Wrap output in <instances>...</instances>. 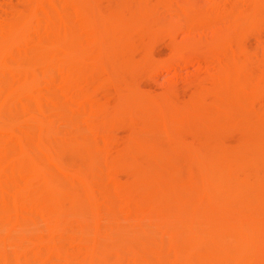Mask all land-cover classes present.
<instances>
[{
  "label": "bare ground",
  "instance_id": "bare-ground-1",
  "mask_svg": "<svg viewBox=\"0 0 264 264\" xmlns=\"http://www.w3.org/2000/svg\"><path fill=\"white\" fill-rule=\"evenodd\" d=\"M109 1L111 2L108 0V3ZM114 1L112 0L113 3H110L111 7L109 4L107 5L110 7H107L108 10L106 8V11H103L98 5L100 0L97 1V4L93 0H19L25 4L23 10L19 9L18 14L13 12L15 16L5 17L0 22V264H35L36 262L38 264H75L73 260L79 259V257H81L79 264H106L108 262H112L110 264H124V257L110 248L109 244L113 242L125 243L133 248L130 249V252L131 250L134 252H132L134 254L132 257L133 264H227L223 263L227 257L222 254L219 255L216 252L218 249L214 250V248L234 247L235 245L238 247L246 246L248 242H245V239H249L251 229H255L256 223L251 222L254 224L250 225V221L248 222L247 219L249 226H247V222L235 224V226L223 224L220 221L219 223L213 213H208V209L211 208L212 210L213 208L215 210L219 205L225 204L226 206V203H231L230 207L226 206L223 209L228 208L230 210L231 206L235 204L238 207L232 208L235 211L240 210V212L237 211L238 213L248 214L247 218L250 215H252L251 217L264 215V131L257 132L262 125L260 124V128L256 130L257 127L254 125L256 122L253 123L255 119H257L256 121L260 120L264 110H261L263 113L255 111L254 114L252 111L254 109L252 108L253 104L250 106L251 99L248 97L250 93L255 94L256 90L262 89L264 80L261 75L254 81L256 87L255 84L249 83L251 75L248 76V69H246L249 65V61H246V59L248 60L247 54L244 53L245 59L238 58V52H241L242 48L236 49L235 47L236 50L234 51L229 45L233 46L231 42H228L227 45V39L223 42L219 38L220 35L217 36L220 30H229L233 33L234 23L237 19L240 22V20L243 21L247 18V21H253L251 23L254 28L256 25L259 27V21L261 24L264 18L263 0H247L248 3L250 2V6L247 5L245 10L234 7L235 4L232 6V1V5L223 8L219 6V0H207L204 3L201 0L200 2L198 0H179L180 2L169 7L167 12L172 19H176L178 22L174 27L182 30L186 36L185 40L183 39L185 42V44L182 43L183 46H176V44L175 47H172L173 45H171L173 57L180 56L184 48L196 46L199 49L202 47V44L201 46L197 44L201 41L200 35L197 34L200 41H196L194 33H198V31L200 33L202 28L210 29L212 43L211 39L206 43L209 47L212 45L210 48L212 53L215 52L225 61L223 68L217 70L219 73L216 78L220 80V84L219 81L216 82V74L212 75L214 76L212 79H215L217 83V86H214L217 88L214 89L211 85L213 89H211V93L213 92L215 96L218 95L214 105L219 101L221 94L222 97L227 96L225 102L227 106L229 104L230 107L232 105L236 108L239 106L238 103L241 98L239 93L242 96L245 94V100L246 96L249 98L246 103L250 106L246 111V123L242 120L240 122L236 113L232 115L234 113L232 109L230 115L232 119L230 117L227 119L231 124L229 126L242 130L241 137H243L242 139L239 138L242 148H236L237 150L234 151V148L230 150L223 144L215 145V143L211 146L207 144L206 149L202 151H195L192 148L188 150L190 151L187 155L189 161L192 164V161L196 159L197 165L203 174L206 172V175L197 177L191 170L182 173L178 167L179 164L176 165L177 159H175L177 158L178 146L175 148L173 143L165 145L166 140L171 139L168 136L169 130H171V136L178 130V128L171 126H176V122L181 118L183 119L182 108L173 105L169 100L146 97V94L144 95L145 98H140V95H137L133 98L126 96V99L123 95L125 94L123 87L119 91V94L124 96L122 99L119 97V108L126 107L134 115L139 114L141 116L140 114H142L143 121L145 116V122H142L145 127L139 128V131L144 132V136L138 135L137 138V135L134 134L122 149L116 151L117 159L121 160L122 164L126 165L129 170L131 180L126 184L118 181L119 177L116 180L109 179L111 176H115V171L119 170L115 168H119V164L117 165L115 162L112 148L109 150L107 148L109 143L107 144L106 141H109L111 136L105 137L106 135L103 136L101 133V135L97 134V130L101 124L105 123L106 119L110 118L112 111H108V99L102 102L95 97L96 86H100L101 89L104 86L103 82L105 81L101 82L99 74L110 70L106 66L109 59L114 65L117 60L124 62L123 56L134 53V35L137 36V39L150 38L153 36L152 33H149L152 32L150 28L156 26L154 23L159 25L157 29L161 28V25L164 28L163 19H160L162 18L161 8L165 11L168 4L165 0ZM242 3L244 2L242 1ZM91 11H94L93 14ZM88 13L92 14V17ZM98 13L101 14L102 18L100 15L98 17ZM230 17L231 19L235 17V21L232 20L231 23H228ZM223 18L227 19L228 22L222 20ZM237 24L238 21L235 25ZM224 27L226 28L224 29ZM157 31L160 32V29ZM236 32L234 31L233 35H236ZM159 34L164 35V33ZM233 38L235 39V37ZM142 43L144 44L143 41ZM237 43L238 46L240 43L238 41ZM143 46L145 47V44ZM121 58L124 60L121 61ZM120 66L122 65H119L120 72L121 69L124 72L125 68ZM105 68L107 69L105 70ZM114 69L116 70V68ZM112 72L109 71L110 74ZM239 74L244 75L242 81ZM261 79V84L258 85L257 82L258 80L260 82ZM57 81L58 90H62L59 94H57V87L52 88ZM100 82L101 85L103 83L102 86L99 84ZM107 82L105 85L108 84ZM136 90H140L139 87ZM206 90L210 92V88ZM252 94H250L251 98ZM194 99L191 109L197 110L193 112H195V116H199L204 105V103L202 105L204 98L201 100V97L197 99L195 97ZM44 100L49 101V106L46 105L48 108L43 107ZM200 105L202 107H199ZM219 105L218 102L217 106ZM144 106H155L156 113L146 112ZM215 109H213L214 112ZM106 110L109 117L107 118L104 114L106 116L104 121L103 113H107ZM97 113L98 117L99 114L102 115V123H100L101 119L95 120ZM204 113L207 114V110H204ZM204 113L200 115L202 119L203 116H206ZM218 113L220 116L222 115L220 109H218ZM256 113L259 115L256 116ZM73 115L77 116L73 117ZM212 115L209 116L208 114L206 116L208 119H203L205 122L203 131L200 129V125L197 128L202 131V141L213 139L216 133L220 134L225 128V125H222V123L224 124L223 119L220 121V117L214 116L213 118ZM251 115H255L256 118L254 117V119ZM258 116H260L259 120ZM262 117L261 120L264 119ZM59 118H64L63 121L66 126L69 121L67 129L70 130L71 126L75 128L71 131L72 133L67 132V136L65 133V135L61 134L64 139L60 135L61 138L56 136L60 132L59 128H56V120L57 122L60 121ZM130 118H132L131 114ZM154 118L158 119H155L154 122ZM63 121L61 120L62 123ZM243 123L245 124L243 125ZM262 123H264L263 120ZM84 124L85 128L83 127ZM134 126L135 128L138 127L136 122H134ZM87 127H89L88 130L90 129L89 132ZM93 130H96L97 133ZM159 130L164 140L158 134L157 131ZM54 131H58L56 135ZM151 131L153 132L152 135ZM148 132L150 137L145 135ZM154 133L159 136H154ZM98 137L102 140L100 141ZM104 137L105 143L103 144L106 147L103 146L101 149V144L99 146L98 143L104 142ZM95 138L98 139V142ZM160 138L163 140L162 144ZM161 145L169 148L166 150L167 152L160 151ZM104 147L107 149L104 150ZM75 152L78 153L79 161V164L76 162L78 164L76 169L70 165L71 163L67 164L63 157L64 154H75ZM160 157L167 158L164 159L165 162L163 161L164 165L160 164L163 160H160ZM156 161L164 167L162 166V168L160 165L156 167ZM190 162L189 165H191ZM73 163H75L74 160ZM192 166H190L191 169ZM167 169L170 174L165 176L166 172L169 173ZM171 170L174 171L173 176ZM106 172L113 173L108 178L111 181V187L110 185L108 187L107 183H103V173L107 175ZM1 181L4 182L1 183ZM178 181V184H181L178 185L179 187L175 184ZM183 193L185 196L181 197ZM205 199L209 201V204ZM206 205H210V208ZM188 212L192 216L188 218L189 220L187 219L189 217ZM109 215H115L120 220L122 218L126 223L119 221V223H109L105 227L101 226V221ZM42 219L43 223L45 220V224L41 221L43 225L40 224L41 227L38 228L39 221ZM251 219L254 220L255 218ZM128 220H131L135 225L133 226L131 221L130 223L127 222ZM148 220L164 223L169 239L165 240V237L152 239L149 235ZM201 220H205L206 224L212 226V229L206 231L205 228H201ZM48 222L52 224L49 228ZM66 222L76 223V233H81L78 238L71 235L74 232H70L71 239H75L78 244L75 251L69 250L65 245L68 230L64 229ZM62 225L64 226L62 227ZM131 225L132 229H130ZM184 225H192L189 227L192 230L189 238L185 241L184 238L179 241L172 238L173 234L178 233ZM43 226L46 230L42 228ZM123 226H128L126 231ZM25 229L26 231H23ZM37 229H40L41 231H38L42 233L38 234V231H34ZM30 230V234L37 232L36 235L28 234L27 232ZM18 231L21 234L24 232L23 235H26L24 240L29 243H31L29 240L32 241V244L29 245H33L36 252L31 251L34 254L31 256L37 258L35 262L33 261L34 263L29 256L30 249L26 247L24 240L21 243L20 237L22 235L18 234L20 233ZM15 233L17 237L19 235V239L13 235ZM169 233L172 235L171 237ZM75 240L73 241L76 242ZM169 241L172 242L169 244ZM247 245L246 251L244 250L245 247L244 249L241 248L242 254L237 264H264V261L261 260L262 253L258 251L259 254L255 253V249L252 250L253 247H250L252 244L248 243ZM251 250L255 252L251 253ZM258 255L261 257L260 259ZM170 257L172 258L169 259ZM109 259L111 261H108ZM228 264L231 263L228 262Z\"/></svg>",
  "mask_w": 264,
  "mask_h": 264
},
{
  "label": "rangeland",
  "instance_id": "rangeland-1",
  "mask_svg": "<svg viewBox=\"0 0 264 264\" xmlns=\"http://www.w3.org/2000/svg\"><path fill=\"white\" fill-rule=\"evenodd\" d=\"M97 1H99V0H97ZM97 1H94L93 0V2H96V4H97ZM116 1V0H115ZM114 1V2H115ZM165 1H167V4L169 5H166V3H165V5H166V10L164 11L163 10V8H161V16H162V18H160L163 22L162 23H164V28L162 27V25H161V28H159L160 29V32L159 31H157V30H159V29H157V26L159 27V25L157 24V23H154L156 26H155V28H154V26H151V27H153V28H150V26H149V28L150 29H152V32H149V33H152V35L153 36H150V38L149 37H145V38H147V40H145V38H143V39H137V36L136 35H134V42H133V51H134V53H132V54H127V55H125V56H123V58L126 60H124L123 58H121L120 60L122 61V59L124 60V62L122 63V62H119V60H117V62H115L116 63V66H115V63H114V65H113V62L109 59H107L108 60V62L109 63H106L107 65L106 66H108L109 68H110V70H111V72H112V70L114 69V68H116V70L114 71L113 70V72H112V74H110L109 73V69H108V71L106 70L107 68H105V70H106V73H100L99 74V77H100V80H101V82H103V81H105V82H107V80H108V84H106L105 85V82H103L104 83V86L102 87V89H101V87L99 86V87H97L96 86V91H95V94H96V98L97 99H100V101L102 100V102H105L104 100H107V103H109V106H108V104H107V107H108V111H112L110 114L112 115H110V118H108L109 117V115H108V111L106 110V112L107 113H103V116H104V121H105V117L107 116V118L108 119H106V121H105V123L102 125L101 124V126L99 127V130H97L98 129V127H97V131H98V133H97V131L95 130H93V132H96L97 134H102L103 136L104 135H106L105 137H108V136H111V137H109V141H106L107 142V144L109 145V147H108V145H107V148H108V150L109 149H113L114 148V150H112L111 149V151H113V156L115 157L114 159L116 160L115 162L117 163V165H118V167L119 168H115L116 170L117 169H119L118 171H115L116 172V174H115V176H111V175H113V173H109L110 172V170H115V169H110L109 170V172L107 173L106 172V174L107 175H105L104 173H103V177H104V184H106L108 187H109V185H110V187H111V181L110 180H116V178L117 177H119L117 180L118 181H121V182H123V184H126V183H128L130 180H131V177H130V175H129V170H128V168H127V166L126 165H124V164H122V161L121 160H119V159H117V157H116V151H118V150H120V149H122L125 145H126V143L128 142V140H129V138L131 137V136H133L134 134H135V136L138 138L139 136L141 137V136H144V132H141V131H139V128H142V126H144V125H142V122L144 123L145 122V116H144V121H143V116H142V114H140L141 116H139V114L138 115H134V113L132 114V111L131 112H129L130 111V109L128 110L126 107H124V108H122V107H120L119 108V106H118V100L120 101V98L122 99V97H124L125 96V98H126V96H127V98H133V97H135V96H137V95H140L139 97L140 98H145V96L146 97H151V98H154V99H160V100H169L173 105H178V107H181L182 108V117H183V119L181 118V120L179 119V121L178 122H176V126H171V127H176V128H178V130L177 131H175V134L173 135V136H171V130H169L170 131V133H168L169 135V137L171 138L170 140L169 139H167L166 140V142L167 143H165V145L166 144H169V143H173V145H175L174 147L176 148V146H178V151L175 149V152L177 153L176 155H177V158H175V159H177V164L176 165H178V167H180V169H181V171H182V173H185L186 171H188V170H191L192 171V173L195 175V176H197V177H202L204 174H203V172L201 171V169H200V167L197 165V161H196V159L195 160H193L192 161V164H194L193 166H192V164H191V162L189 161L190 159H188V152H190V151H188V150H190V149H192L193 148V150H195V151H202V150H204V149H206V145L208 144V146H211V145H214V143H215V145L216 144H223V146L225 145V147L227 146V148L229 147L230 148V150L231 149H233L234 151L235 150H237V149H241L242 148V145H241V143L239 142V138H241L242 139V137H241V132H242V130L241 129H238V128H235L234 126L233 127H231V126H229V125H231L230 124V121L228 120L227 121V119L230 117V119H232L231 118V113L234 111V113L232 114V115H234L235 113H236V115H237V118H239V121L241 122V120H242V122L244 121L245 123H246V116H247V112L246 111H248V107L250 108V106H251V104H253L252 105V108H254L252 111L254 112V114H255V111H260L261 113H263V111H261V110H264L263 108H264V83L262 84V89H260V90H256V92H255V94H252V93H250V94H252L253 96H252V98H251V96H250V94L248 95V97H250V99H251V103H250V106H248L246 103H247V101H248V99L249 98H247V96H246V100H245V94H243V96L242 95H240V93H239V96L241 97L240 98V102L238 103V107L236 108V107H232V105H231V107L229 106V104H228V106L226 105L227 103H225L226 102V98H227V96L226 97H222V94H221V96H219V101H218V99H217V101L219 102V106H217L218 105V102H217V104H215L214 105V103H216V98H218V95L216 94V96H215V94L212 92L211 93V89H212V87H211V85H213V88L215 89V88H217V87H215V86H217V83L216 82H218L219 81V84H220V80L218 79L217 80V78H216V76L218 75V73H217V70L219 71V70H221L222 68H223V66L225 65V61L223 60V57H220L219 55L217 56V54H215V52H211L210 51V48L212 47V45L209 47V45L207 44L208 43V40L209 39H211V31H210V29H207V28H202L201 30H200V33H199V31H198V33L196 32V33H194L195 34V37H196V41H200V39H201V41H200V43L199 42H197V44H198V46L200 45L201 46V44H202V47H199V49H198V47H196V46H194V47H192V48H190V47H187L186 49L184 48V51H183V53L180 55V56H178V57H173L172 56V52H171V45H173L172 47H175V45L176 46H181L182 45V43H184L185 44V42L183 41V39L185 40V35H184V32L182 31V30H180L179 28H177L176 26L174 27V25L176 24V23H178L177 22V20L176 19H172L168 14H167V12H168V8L169 7H171V6H175L176 5V3H178V2H180L179 0H165ZM199 2H200V0H198ZM203 3H204V1H206L207 2V0H201ZM233 3H232V2ZM242 1L244 2V3H242ZM111 2H112V0H111ZM110 1H109V3H108V0H100V2H98L99 4V8L100 9H103V11H106V8L108 7L107 5L109 4L110 5V3H111ZM6 3H7V5H6ZM106 3V4H105ZM113 3V2H112ZM233 5H232V4ZM250 3V2H249ZM249 3H248V1L247 0H219V6H221V7H223V8H228V6H230V5H232V6H234V4H235V6L234 7H240V8H242V10L244 9L245 10V8L246 7H248V6H250L249 5ZM263 3H264V0H263ZM21 4V5H20ZM93 4V3H92ZM239 4V5H238ZM242 4H243V7H242ZM245 4V5H244ZM248 5V6H247ZM18 6V7H17ZM23 6H25V4H24V2L22 3V2H19V0H0V22H1V20L3 21V19L6 17H13V16H15L14 15V13L16 12L17 14H18V12H19V9L20 10H23ZM106 6V7H105ZM20 7V8H19ZM104 7H105V9H104ZM110 7H111V5H110ZM110 7H108V8H110ZM108 8H107V10H108ZM15 9V11H13ZM239 9V8H238ZM239 10H241V9H239ZM18 11V12H17ZM2 12V13H1ZM14 12V13H13ZM92 12H94V11H91V13ZM96 12V11H95ZM13 14V15H12ZM89 14V16H91L90 15V13H88ZM8 15V16H7ZM98 15V17H99V15H100V17L102 18V16H101V14L100 13H98L97 14ZM92 17V16H91ZM97 17V18H98ZM261 17H263V16H261ZM260 17V18H261ZM10 18H8V19H10ZM93 18H95V17H93ZM225 18H226V16H225ZM225 18H223L222 20H226L227 22H228V20L227 19H225ZM228 18V17H227ZM231 17L229 18V21L230 22H228V23H231V21L233 20V22L235 21V17L233 18V19H231ZM7 20V19H6ZM248 19L246 18L245 20L243 19V21H241L240 20V22H239V20L237 19V21H238V24L237 25H235L236 24V22L237 21H235V23H234V27L236 28H234V31L236 32V35H233V33H234V31H233V27L231 28L232 29V31H233V33L231 32V31H229V30H220L219 31V33H218V35L217 36H219V38L223 41V42H225L226 41V39L228 40V41H226L227 42V45L229 44L228 42H231L232 44H233V46H231V44H229L230 45V47L232 48V49H234V51L236 50V49H238V47H241L242 48V51L241 52H238V58L239 57H242V58H244L245 59V55L247 54V57H248V60L246 59V61H249L248 63H249V67L247 66V68L246 69H248V71H247V73H248V76H249V74L251 75V77H249V79L251 80L249 83H252L253 85L255 84V80H257L256 78L258 77H260L261 75H262V77H263V80H264V18H263V21H261V24H260V21H259V27L256 25V27L254 28V26L252 25V23H253V21L252 20H249V21H247ZM179 21V20H178ZM247 22H248V24H247ZM252 22V23H251ZM3 23V22H2ZM220 23V22H219ZM225 24L227 25V23L225 22ZM2 25V24H1ZM229 25V24H228ZM251 25V27H249ZM261 25H263V26H261ZM220 26V25H219ZM253 27V28H252ZM222 28V27H221ZM226 27H224V29H225ZM260 29H262L261 31H260ZM153 30H154V33H153ZM178 30H180V31H178ZM255 30V31H254ZM163 31V32H162ZM165 31V32H164ZM177 31V32H176ZM182 31V32H181ZM258 32V34H257V32ZM156 33V34H155ZM159 33H164V35L162 34V35H160ZM197 34H199L200 35V39H198V35ZM257 34V35H256ZM157 35V36H156ZM223 38H222V37ZM257 36V37H256ZM156 37V38H155ZM191 37H192V35H191ZM232 37V38H231ZM233 37H235V39L233 38ZM152 38V39H151ZM213 38V37H212ZM136 39V40H135ZM149 39V40H148ZM229 39H230V41H229ZM138 40V43H136V41ZM193 40H195V38L193 37ZM225 40V41H224ZM235 42H234V41ZM139 41H143L144 42V44H145V47L141 44V42H139ZM151 41V42H150ZM206 41H207V43H206ZM233 41V42H232ZM237 41L240 43L238 46H237ZM149 42V43H148ZM154 42V43H153ZM261 42V43H260ZM146 43H147V46H146ZM174 43V44H173ZM194 43V42H193ZM196 43V42H195ZM211 43H212V39H211ZM241 43H243L242 45H241ZM196 44V45H197ZM150 45V46H149ZM194 45V44H193ZM136 46V47H135ZM138 46V47H137ZM183 46V45H182ZM235 47H236V49H235ZM209 48V49H208ZM230 48V50H232ZM245 49V50H244ZM173 50V49H172ZM213 50V49H212ZM238 50V51H239ZM132 51V52H133ZM245 51V52H244ZM145 52V53H144ZM244 53H245V55H244ZM236 54V53H235ZM236 57H237V55H236ZM250 58V59H249ZM239 60V59H238ZM241 60V59H240ZM242 61V60H241ZM246 61H245V63H246ZM106 62V61H105ZM112 62V63H111ZM244 62V61H243ZM110 63L113 65V67H112V65L110 66ZM120 63V64H119ZM247 63V64H248ZM253 64V65H252ZM119 65H122V66H120V67H123V68H125V71L123 72V69H121V72H120V69H119ZM118 67V68H117ZM104 70V71H105ZM249 70H251V71H249ZM253 71V72H252ZM108 72V73H107ZM118 73V75H117V73ZM124 73H126L127 74V76H129L128 78H124V77H127V76H125L126 74H124ZM246 73V74H247ZM58 74V73H57ZM60 74V73H59ZM113 74H115L114 76H113ZM123 74H124V76H123ZM216 74V75H215ZM98 75V74H97ZM96 75V76H97ZM108 75V76H107ZM212 75H215V79H216V82H215V79H212L214 76H212ZM240 75V74H239ZM255 75V76H254ZM60 76H62L61 74H60ZM112 76V77H111ZM120 76H121V78H120ZM212 76V77H211ZM58 77H59V75H58ZM98 76H97V78H99ZM240 77H241V81L243 80V78H244V75H240ZM261 77V78H262ZM124 78V79H123ZM246 78V77H245ZM111 79V80H110ZM123 79V80H122ZM127 79H128V81H127ZM110 80V81H109ZM113 80V81H112ZM261 81H262V79L260 80V82H259V80H258V82H257V84L259 85V83L261 84ZM101 82L99 83L100 85H101ZM125 82H126V84H125ZM60 83V82H59ZM103 83H102V85H103ZM239 83V82H238ZM57 84H58V81L55 83V86H53L52 88H56L57 87ZM125 84V85H124ZM128 84V85H127ZM101 85V86H102ZM135 85V86H134ZM215 85V86H214ZM250 85V84H249ZM58 86H60V85H58ZM221 86V85H220ZM219 86V87H220ZM255 87H256V84L254 85ZM123 87H124V93L125 94H123V95H120L119 94V91L121 90V89H123ZM138 87H139V89L142 91H140V90H136V89H138ZM259 87V86H258ZM261 87V86H260ZM98 88H100V89H98ZM207 88H210V92L209 91H207L206 89ZM59 88L57 87L56 88V90H57V94H59V92H62V90L61 91H59L58 90ZM106 90V91H105ZM128 90V91H127ZM213 90V89H212ZM54 92H55V90H54ZM214 92H215V90H214ZM126 93H127V95H126ZM141 93H144V94H141ZM235 93V92H234ZM146 94V95H145ZM237 94H238V91H237ZM145 95V96H144ZM199 95V96H198ZM201 95V96H200ZM247 95V94H246ZM62 96V94L60 95V97ZM120 97V98H119ZM196 97V99L197 98H199V97H201V100H202V98H204V100H202V105H203V103H204V105H203V107L200 105L199 107H202L201 108V111H203L202 113H201V111H200V108H198L199 109V111H200V114H199V112H198V114H199V116H195V112H193V111H197V110H195V109H191L192 108V106H191V104H192V101H193V99ZM63 98H64V96H63ZM126 98V99H127ZM224 100H223V99ZM62 99V98H61ZM49 100V99H48ZM48 100H44V102H43V107H45L46 105H48L49 106V101ZM64 100V99H63ZM65 100H66V98H65ZM64 100V101H65ZM195 100V99H194ZM206 100V101H205ZM197 101V100H196ZM195 101V102H196ZM221 101V102H220ZM67 102V101H66ZM250 102V101H249ZM248 102V103H249ZM50 103H51V101H50ZM65 103V102H64ZM68 103H69V100H68ZM194 103V102H193ZM197 103V102H196ZM199 103H200V101H199ZM211 103H212V106H210L211 105ZM221 103H223L222 104V106H221ZM225 105H226V107H225ZM195 106L197 107V105L195 104ZM205 106L207 107L206 109H205ZM220 106H221V108H220ZM254 106V107H253ZM47 107V106H46ZM106 107V108H107ZM145 107V111L146 112H150V113H156L155 112V110H157V109H155L156 107L155 106H144ZM208 107H209V111H208ZM229 107V108H228ZM48 108V107H47ZM119 108V109H118ZM122 108V109H121ZM181 108H180V110H181ZM193 108H194V106H193ZM215 109V112H214V110L213 109ZM220 109V112H221V116H220V114L218 113L217 114V111H218V109ZM234 108V109H233ZM251 108V109H252ZM211 109H212V111H211ZM231 109H232V112H231ZM260 109V110H259ZM204 110L206 111L207 110V114L206 113H204ZM51 111H52V109H51ZM55 111V110H54ZM56 112V111H55ZM85 112V111H84ZM210 112H213V113H210ZM253 112H252V114H253ZM51 113V112H50ZM64 113V112H63ZM80 113H81V111H80ZM82 113H83V111H82ZM91 113H93L92 111H91ZM113 113V114H112ZM203 113H204V115L206 114V116H208V114H209V116H210V114L213 116V118H214V116H216V114H217V116L216 117H220V121H222V119H223V122H224V124L222 123V125L225 127L224 128V130L219 134V133H216L215 135H214V137H213V139L212 138H210V140L208 139V140H206V141H202V137H201V132L203 131V127H204V121H203V119L204 118H207L206 116H203L204 118L202 119V117L200 116L201 114L203 115ZM257 113H259V112H257ZM256 113V116L257 115H259V114H261V113H259V114H257ZM58 114V113H57ZM59 114H61V113H59ZM65 114V113H64ZM70 114V113H69ZM87 114H88V110H87ZM104 114H106V116L104 115ZM130 114H131V116H132V118H130ZM53 115V114H52ZM72 115V114H71ZM70 115V116H71ZM193 115V116H192ZM197 115V114H196ZM235 115V116H236ZM63 116V115H62ZM74 116H77V115H73V117ZM84 116V115H83ZM96 116H97V119H95V120H97L98 121V119L100 120L101 119V122L100 123H102V118L103 117H101L102 115L101 114H99V117H98V113L96 114ZM253 118L255 117L256 118V116L254 115H251ZM264 117V113L263 114H261V117ZM54 117H56V115H54ZM57 117H58V115H57ZM92 117V116H91ZM93 117H94V115H93ZM101 117V118H100ZM194 117V118H193ZM198 117V118H197ZM215 117V118H216ZM221 117H224V118H221ZM233 117V116H232ZM259 117L260 116H258L257 118H258V120H259ZM261 117H260V120L259 121H256L257 119H253V118H251V120H254V122L253 123H255L254 125L257 127H255L256 128V130L257 129H259L260 128V126H261V128L260 129H262V130H257V132L258 131H264V123H262V120L264 121V119H262L261 120ZM262 117V118H263ZM71 118V117H70ZM79 118H80V116H79ZM89 118H90V116H89ZM233 118H235V117H233ZM68 119V118H67ZM84 119H85V117H84ZM155 119H158V118H154V122H155ZM193 119V120H192ZM199 119H202L201 121L199 120ZM208 119V118H207ZM207 119H206V122H207ZM211 119V118H210ZM225 119H226V121H225ZM236 119V118H235ZM58 120H60V121H58L57 122V120H56V123H57V125H60V127H57V125H56V123H54L55 125H56V128H59V130H60V132H58V131H54L55 132V135H56V133H57V138H61L60 136H62V135H65L67 132H71L73 129H75V128H73V126H71V128H70V130H69V128L67 129V127H68V124H69V121H68V124H67V126L65 125V123H64V118L63 119H61V118H59ZM61 120L63 121V123L61 122ZM71 120H72V118H71ZM81 120V119H80ZM133 120H136V121H133ZM196 120V121H195ZM246 120V121H245ZM86 121H88V120H86ZM199 121V122H198ZM203 121V122H202ZM83 122V121H82ZM134 122H136V126L138 125V127L137 128H135V126H134ZM137 122H139V124H137ZM189 122V123H188ZM209 122V121H208ZM227 122H229V123H227ZM61 123H62V125H61ZM86 123V122H85ZM98 123V122H97ZM245 123H243V125L245 124ZM257 123H259V125H256ZM80 124H81V122H80ZM178 124V125H177ZM189 126H188V125ZM241 124V123H240ZM261 124V125H260ZM95 125V124H94ZM99 125V124H98ZM146 125V124H145ZM202 127H200V126ZM243 125L241 126V128L243 127ZM253 125V126H254ZM82 126V125H81ZM96 126H97V124H96ZM222 126V127H223ZM228 126V127H227ZM83 127L85 128V124L83 125ZM90 127V126H89ZM89 127H87V131L89 132V130H88V128ZM145 127V126H144ZM200 127V129L202 130H200V129H197V128H199ZM227 127V128H226ZM95 128V127H94ZM94 128H92V129H94ZM66 129V130H65ZM160 129V128H159ZM239 131H238V130ZM245 129V128H244ZM161 130V129H160ZM157 131L158 132V134H160V132L161 131ZM86 131V132H87ZM136 131H137V133H136ZM155 132H156V130H154ZM172 131H173V129H172ZM206 131V130H205ZM63 132V133H62ZM240 132V133H239ZM245 132V131H244ZM247 132V131H246ZM65 133V134H64ZM72 133V132H71ZM90 133H92V132H90ZM164 133H165V131H164ZM62 134V135H61ZM100 134V135H101ZM153 134V132L151 131V135ZM176 134H177V136H176ZM247 134V133H246ZM60 135V136H59ZM139 135V136H138ZM145 135H149V132L146 134L145 133ZM156 135V133H154V136ZM245 135V134H244ZM66 136H67V134H66ZM69 136V135H68ZM156 136H159V135H156ZM163 135H161L160 134V137H162ZM167 136V135H166ZM64 136H62V138H63ZM105 137H104V142L102 141V142H100V143H98L99 144V146H100V144H101V147H99V148H101V149H103V146H105L103 143H105ZM149 137H150V135H149ZM168 137V138H169ZM176 137H178V138H176ZM163 138V140H164V137H162ZM64 139V138H63ZM98 139H99V137H98ZM98 139L96 140V138H95V140L98 142ZM111 139V140H110ZM161 139V138H160ZM241 139H240V141H241ZM59 140V139H58ZM100 141L102 140V139H99ZM113 140V141H112ZM163 140L161 139L160 140V143L162 144V142H163ZM212 140V141H211ZM214 141V142H213ZM207 142H209V143H207ZM220 142V143H219ZM239 142V143H238ZM103 144V145H102ZM176 144H178V145H176ZM239 144H240V146H239ZM164 145V144H163ZM163 145H161L160 146V151H162V152H164L165 153V151L167 150V149H169V148H165ZM171 145V144H170ZM98 146V145H97ZM111 146V147H110ZM114 146V147H113ZM106 147V146H105ZM105 147H104V150H106L105 149ZM159 147V146H158ZM170 147V146H169ZM228 148V149H229ZM237 148V149H236ZM118 149V150H117ZM229 150V151H230ZM161 152V153H162ZM167 152V151H166ZM78 153H76L75 152V154L74 153H70V154H64L63 155V157H64V161L65 162H67V164L68 163H71L70 165H72V167L73 168H78L76 165H78L79 164V161H78V155H77ZM105 157V156H104ZM80 158V157H79ZM111 158V157H110ZM76 159V160H75ZM112 159V158H111ZM110 159V160H111ZM159 159L161 160V159H163V160H161V163H160V161H159ZM158 159V161H159V163L160 164H163V161H164V159H167V158H163V157H160ZM67 160V161H66ZM73 160L75 161V163H73ZM80 160V159H79ZM107 160V159H106ZM69 161V162H68ZM70 161H72V162H70ZM113 161V160H112ZM76 162L78 163V164H76ZM109 162H111V161H109ZM165 162V161H164ZM189 162H190V164L191 165H189ZM156 163H157V161H156ZM159 163H157V165H156V167L158 166V165H160ZM74 164V165H73ZM69 165V166H70ZM164 165V164H163ZM162 165V166H163ZM196 165V166H195ZM76 166V167H75ZM161 166V165H160ZM161 166V167H162ZM190 166H192L193 168L191 169V167ZM164 167V166H163ZM162 167V168H163ZM160 168V167H159ZM161 168V169H162ZM179 169V170H180ZM193 169H194V171H193ZM165 170V169H164ZM173 170V169H172ZM172 170H171V172H172ZM105 171H107V170H105ZM162 171V170H161ZM160 171V172H161ZM167 171H169L168 169H167ZM111 172H113V171H111ZM114 172V173H115ZM118 172V173H117ZM120 172V173H119ZM166 172V171H165ZM174 172V171H173ZM173 172H172V176L174 175L173 174ZM162 173V172H161ZM108 174H109V176H108ZM118 174V175H117ZM163 174V173H162ZM165 174V173H164ZM168 174H170V171H169V173L168 172H166V174H165V176L166 175H168ZM206 175V174H205ZM108 176V177H107ZM112 178H111V177ZM110 177V178H109ZM170 177V176H169ZM6 178V177H5ZM4 178V179H5ZM108 178L110 179V180H108ZM3 179V180H4ZM120 179V180H119ZM6 180H8V179H6ZM5 181V180H4ZM4 181H1V183L2 182H4ZM109 181H110V184H109ZM6 183V182H5ZM113 183H115L114 181H113ZM179 183V181L177 182V183H175V184H177V187H179L181 184H178ZM9 184V183H8ZM174 184V185H175ZM179 185V186H178ZM113 186V185H112ZM183 186V185H182ZM176 187V188H177ZM113 188V187H112ZM111 188V189H112ZM179 189H181V188H179ZM181 194H182V192H181ZM180 194V195H181ZM178 195V194H177ZM177 195H176V197H177ZM179 196V195H178ZM184 197L185 196V194L183 193V195H181V197ZM180 197V196H179ZM176 199V198H175ZM180 199V198H179ZM182 199V198H181ZM209 199V198H208ZM207 199H205V201H206ZM208 201V200H207ZM209 201H211L210 199H209ZM209 201H208V203L207 204H209ZM212 203V202H211ZM224 204V203H223ZM227 205V207H230V205H232L231 203H226ZM222 205V204H221ZM229 205V206H228ZM234 206H235V208L234 209H236V207H238V205L236 206L235 204H233ZM207 206V205H206ZM206 206H205V208H206ZM210 205H208L207 207H209ZM211 206H212V204H211ZM214 206V205H213ZM220 206V205H219ZM218 206V208L216 207V209L215 210H213V208H212V210H211V208L210 209H208L209 211H208V213L210 212V214L211 213H213V215L217 218V222H221V223H227V224H231V225H233V226H235V224L237 225V224H239V223H245V222H249V224L250 225H252V224H254V223H256L255 224V229H251L252 230V232H251V236L249 237V236H247V237H249V239L247 238V239H245V242H248V243H250V244H252V246L250 245V247H253L252 248V250L253 249H255V251H252L251 250V253L252 252H255V253H258V252H260V253H262V255H261V257H262V262L264 261V215H262L261 217L260 216H255L254 215V217H251L252 215H250V217H248V218H250L249 220H248V218L246 217L248 214H242V213H238L237 211H239L240 212V210H234L232 207H234V206H231V208H230V210H228V208L225 210V209H223L224 207H226L225 206V204L224 205H222V206H220L219 207ZM206 209V210H207ZM238 209V208H237ZM204 211V210H203ZM207 212V211H206ZM190 213H192L191 211H190ZM190 213L188 212V214H189V217H187V219L188 218H190V217H192V216H190ZM207 213V214H208ZM204 214V213H203ZM206 214V213H205ZM185 215H186V212H185ZM192 215H194V214H192ZM257 215V214H256ZM134 216H136V215H134ZM184 216V215H183ZM207 217H208V215H206ZM245 216V217H244ZM249 216V215H248ZM214 217V218H215ZM251 218H255L254 220L253 219H251ZM117 219H119L118 221H117ZM194 219V218H193ZM246 219H247V221H246ZM124 219H122L121 218V220H120V218L118 217H116L115 215H112V216H105L104 217V219L101 221V223H100V225L101 226H103V227H105V226H107V224H109V223H116V222H118L119 223V221H123ZM151 220V219H150ZM150 220H148L147 222H148V230H149V232H150V237L152 238V239H154L155 237L158 239V237H165V240L169 237V235H167L168 234V232H167V228H166V225L164 224V223H161V222H157V221H155L154 222V220L152 221V222H150ZM189 220V219H188ZM192 220V219H191ZM206 220V219H205ZM205 220L204 221H202L201 223H200V226H201V228H205L206 229V231H209L208 229H212L211 227L212 226H210V225H208V223L206 224V222H205ZM252 220V221H251ZM41 221H42V223H43V219L42 220H40L39 221V224H38V228L39 227H41L43 224H45V220H44V223L42 224L41 223ZM131 221V220H130ZM130 221L128 220L127 222H129L130 223ZM124 222V224L126 223L125 221H123ZM150 222V223H149ZM157 222V223H156ZM219 222V223H220ZM248 222H247V224H248ZM251 222H254V223H251ZM49 223V225H48V228L52 225L50 222H48ZM47 223V224H48ZM131 223H132V221H131ZM41 224V226H39ZM47 224H46V226H47ZM75 224L76 223H68V222H66L65 223V226L64 225H62V227L64 226V229H68L67 230V239L65 240V245H66V247L67 248H69V250L70 249H73L74 251L77 249V247H78V244H77V241L75 240V239H71V235H75V236H77L78 238H79V236L81 235V233H76V230H75ZM121 224H123V223H121ZM189 224H190V222H189ZM247 224H245V225H247ZM249 224L247 225V226H249ZM74 225V226H73ZM127 225H130V224H127ZM132 225H133V223H132ZM132 225H131V228L130 229H132ZM134 225H135V223H134ZM133 225V226H134ZM257 225V226H256ZM45 226V225H44ZM44 226L42 227V228H44ZM190 226H192V225H184L183 226V228L181 229V230H179V232L177 233H174L175 234V236H174V234H173V236L170 234V237L172 236V238H176L178 241L180 240V239H182V238H184L183 240L185 241V240H187V238H189V235H190V233H191V231L192 230H190ZM200 226H198V227H200ZM77 228H78V226H76ZM124 227V226H123ZM126 227H128V226H126ZM126 227H124L125 229V231L127 230V228ZM47 228V227H46ZM76 228V229H77ZM145 228V227H144ZM192 228V227H191ZM45 229V228H44ZM73 229V230H72ZM79 229V228H78ZM129 229V228H128ZM146 229V228H145ZM38 230H40V229H37V230H34V231H38ZM46 230V229H45ZM69 230H71V231H69ZM20 231H22V230H20ZM20 231H18V232H20ZM23 231H26V229L25 230H23ZM41 231V230H40ZM40 231H38V234L39 233H42V232H40ZM77 231H79V230H77ZM69 232V233H68ZM70 232H74V234L73 233H71V235H70ZM28 234H30L31 233V230L29 231V232H27ZM35 233H37V232H35ZM35 233H32V234H30V235H36ZM45 233V232H44ZM18 234H21V232L20 233H18ZM23 234H24V232H23ZM23 234H21L22 236H25L24 238H21L20 237V239H21V243H22V240H24V239H26V235H23ZM26 234V233H25ZM27 234V235H28ZM177 234V235H176ZM179 234V235H178ZM249 234V233H248ZM247 234V235H248ZM13 235H16V233L15 234H13ZM220 235V234H219ZM222 235V234H221ZM29 236V235H28ZM75 236H72V237H74L75 238ZM178 236V237H177ZM179 236H181V238H179ZM15 237H17V235L15 236ZM14 237V238H15ZM18 237H19V235H18ZM17 237V239H19ZM149 236H148V238H150ZM222 237V236H221ZM29 238V237H28ZM78 238H77V240H78ZM150 238V239H151ZM179 238V239H178ZM16 239V238H15ZM169 239V238H168ZM171 239V238H170ZM175 239V240H176ZM29 240V239H28ZM70 240H72V241H70ZM73 240H75L76 242H74ZM155 240V239H154ZM163 240V239H162ZM164 240V241H165ZM25 242H26V244H25V242H23L25 245H26V247H29V249H30V254H29V256L31 257V261H32V263H34L35 262V259H37V258H35L34 256H33V258H32V256L31 255H34L32 252H36V249L34 248V246L33 245H29V244H32V241L31 240H29L31 243H29L27 240H24ZM172 241H174L173 239H172ZM172 241H169V244H170V242H172ZM177 241V242H178ZM184 241H182V242H184ZM20 242V241H19ZM163 242V241H162ZM167 242H168V240H167ZM181 242V243H182ZM247 243V244H248ZM23 244V245H24ZM246 244V246H248ZM28 245V246H27ZM222 245H223V243H222ZM109 246H110V248L112 249V250H114L115 252H117V253H120V255H122L123 257H124V264H133V259H132V257H133V255L134 254H132V250H131V252H130V249H133L132 247H129V245L128 244H125V243H123V244H120V243H117V242H113V243H110L109 244ZM232 246V245H231ZM244 246V245H243ZM246 246H244L245 247V249H244V247H238V246H232V247H227V246H222V247H220V248H214V250H216V249H218L216 252H218L219 253V255H223V256H225V257H227L226 258V260L223 262V263H227L228 264V262L229 263H231V264H237V262H238V260L241 258L240 256H241V254H242V249L241 248H243L245 251H246V249H247V247ZM168 247V246H167ZM226 247V248H225ZM225 248V250H223ZM12 250V249H11ZM213 250V249H212ZM243 250V251H244ZM250 250V249H249ZM32 251V252H31ZM258 251V252H257ZM134 253V252H133ZM250 253V254H251ZM254 253V254H255ZM36 254V253H35ZM254 254H252V255H254ZM259 254V253H258ZM147 255V254H146ZM149 255V254H148ZM261 257H259V255H258V258L260 259ZM172 257H170L169 259H171ZM113 259V258H112ZM34 261V262H33ZM74 261V263L75 264H79L80 262H81V257H79V259H74L73 260ZM108 261H111V259H109ZM107 261V262H108ZM37 263V262H36ZM35 263V264H36ZM63 263V262H62ZM110 263H112V262H108V263H106V264H110ZM264 263V262H263ZM38 264V263H37ZM93 264H96V263H93ZM105 264V263H104Z\"/></svg>",
  "mask_w": 264,
  "mask_h": 264
}]
</instances>
